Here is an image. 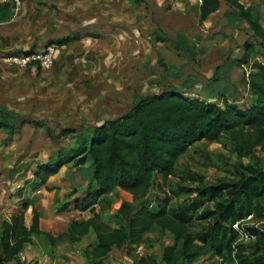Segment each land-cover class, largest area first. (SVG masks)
I'll use <instances>...</instances> for the list:
<instances>
[{
  "label": "rangeland",
  "instance_id": "rangeland-1",
  "mask_svg": "<svg viewBox=\"0 0 264 264\" xmlns=\"http://www.w3.org/2000/svg\"><path fill=\"white\" fill-rule=\"evenodd\" d=\"M19 1L18 7L14 0L0 1V119L14 125L11 132L0 129V230L11 211L25 203L33 207L45 202L48 213L31 212V224L35 218L37 228L40 218L49 223V217L58 214L59 228L52 231L54 235L49 233L58 241L64 237L66 230L61 228L67 222L92 215L90 209L77 210L73 205L86 189L88 164L79 167L75 160L63 164L35 188L33 173L39 165L55 160L60 148L72 146L64 130L80 133L88 125L119 117L139 98L161 91L165 85L183 87L191 82L190 78L166 79L161 63L167 71L202 66L195 58L208 41L218 43L223 51L228 48L226 53L237 60L248 54L247 61L230 70L239 95L236 100L229 97V102L241 109L259 102V96L249 89L247 75L254 71L253 60L264 63V41L250 29L239 7L228 0H220L223 6L228 2L208 21L199 16L202 0ZM244 1L245 5L250 2L252 15L264 23L261 3L253 6L254 0ZM47 45L55 50L49 68L11 60L14 55L43 50ZM198 58L203 56L198 54ZM209 69L205 70L208 74ZM191 92L203 96L198 87ZM210 101L222 103L216 96ZM35 121L40 126L34 125ZM248 163L264 169V125L239 124L223 131L218 141H196L177 158L171 175L154 174L144 201L154 206L156 197H169L170 210L179 202L198 203L199 210L186 225V233L192 237L205 222L198 215L214 206V199L201 195L199 188L234 182ZM132 197L130 192L115 189L105 194L94 210L101 212L105 224L115 227V210L123 201H133ZM173 242V233L155 226L137 243L114 245L104 264H140V257L146 264H163L166 246ZM95 243L91 231L80 241L67 243L65 249L72 252L73 264H81L77 262L81 256L78 248L84 260L90 259L85 253L89 244ZM190 243L186 252H181L182 240L176 252H167L173 255L172 264H237L229 256L219 262L222 256L210 252L205 244Z\"/></svg>",
  "mask_w": 264,
  "mask_h": 264
},
{
  "label": "trees",
  "instance_id": "trees-1",
  "mask_svg": "<svg viewBox=\"0 0 264 264\" xmlns=\"http://www.w3.org/2000/svg\"><path fill=\"white\" fill-rule=\"evenodd\" d=\"M228 1L239 7L250 29L264 41V29L252 15V8H244L235 0ZM218 6V0H202L198 6L200 19L204 20ZM29 52L32 51L24 53ZM247 58L248 54L240 60L227 54L216 66L213 76L199 88L203 96L191 94L193 81L183 87L165 85L161 91L139 98L126 113L115 119L88 125L80 133L64 130L65 135H70L72 146L60 148L55 160L39 165L32 182L34 188L45 183L59 166L73 160L79 167L88 164L90 175L86 189L73 205L77 210L90 209L92 215L84 220L70 221L62 239L78 242L94 232L96 243L89 244V252L85 254L91 264H102L114 245L137 243L146 232L158 226L173 233L174 237L173 244L166 246L162 255L163 264H172L170 253L178 250L180 240L182 253L189 250L190 242L194 240L208 246V250L217 256L234 258L237 264H264V169L260 164L243 166L234 182L205 184L199 188L201 195L214 199V206L198 215L205 222L192 237L186 233V225L199 210L198 203L183 201L170 210L169 197H156L154 206L151 201H144L153 185L154 174L171 175L177 158L196 141L202 138L218 141L223 131L239 124L264 125V63L253 60L254 71L247 75L249 89L259 96V102L244 109L229 102V97L236 100L239 95L238 87L230 78V70ZM161 65L166 68L165 64ZM215 96L222 103L210 101ZM33 124L40 126L37 121ZM13 128L8 120L0 119L1 130L11 132ZM115 189L130 192L133 201H123L115 210L116 226L113 227L102 221L101 212H96L94 205ZM26 207L27 204L20 212L13 213L9 221L2 222L0 264L16 257L31 240L32 233L37 232L35 218L29 228L25 225ZM65 207L67 205H63ZM249 214L252 219L246 229L254 239L244 242L238 240L232 225ZM49 236L52 242L58 241ZM139 263L146 264L145 258L140 257Z\"/></svg>",
  "mask_w": 264,
  "mask_h": 264
},
{
  "label": "crops",
  "instance_id": "crops-1",
  "mask_svg": "<svg viewBox=\"0 0 264 264\" xmlns=\"http://www.w3.org/2000/svg\"><path fill=\"white\" fill-rule=\"evenodd\" d=\"M219 1V6L218 8L210 13L203 21H208L213 15H216L217 13H220L222 7H225L223 4H221V1ZM244 0H240V3L244 5V8H248L250 4L249 1H247V4H244ZM264 0H254L253 6L257 5L254 3H261L262 8L264 9ZM228 5H231L228 3ZM229 7V6H228ZM207 23V22H206ZM259 23L261 27L264 29V23H262L261 20H259ZM165 31H168L166 28H164ZM171 37V36H170ZM181 48L185 49L184 47L181 46ZM188 49V48H187ZM186 50V49H185ZM228 48L225 49V51L221 50V46H218V43L208 41L204 47L199 48L197 50V62L199 61L202 62V66H194L193 70L190 68L192 67H183V68H177L174 70H168V68H164L162 65H160L163 69L164 75L166 79H186L190 78V81H193L194 85L193 87H198L200 88L203 86L209 78H211L214 74L216 66L222 61V59L226 56ZM192 53V51H191ZM198 54L200 56H203V58H198ZM210 66V67H208ZM237 65H234V67ZM210 68V69H209ZM209 69V74L206 73L205 70ZM193 71L192 74H184V71ZM189 76V77H188ZM164 77V78H165ZM182 80V81H183ZM22 192L20 191L19 197H22ZM45 202L39 201L37 204H35L33 207H31L30 203H25L27 204V207L24 212V222L25 225L29 228L31 226V212L36 209L37 211H41L43 215L48 213L47 209L45 208ZM44 204V205H43ZM17 208V207H16ZM22 208L12 210L10 213V217L7 220L4 221H9L11 218V215L15 212H20ZM58 214L55 215V217H49V223H45L44 218H40L38 222V228L37 232L32 233L31 235V240L27 243H25L24 247L19 251L16 257L10 259L9 261L6 262V264H73V259L71 256V253L69 254L68 250L65 249V245L69 243L70 241L67 239H62L59 241H54L50 239V236L48 235L52 233V231H57L58 230V221H57ZM89 218V217H87ZM86 218V219H87ZM77 221H80L78 219H75ZM68 222L66 225L61 228L62 231H65L67 228ZM71 243V242H70ZM66 250V251H65ZM81 248H78V252L80 253L81 256L78 259L77 262L81 264H91L90 259H85L84 260V254L82 251H80ZM69 255V256H67ZM105 261H102V264H104Z\"/></svg>",
  "mask_w": 264,
  "mask_h": 264
},
{
  "label": "built area",
  "instance_id": "built-area-1",
  "mask_svg": "<svg viewBox=\"0 0 264 264\" xmlns=\"http://www.w3.org/2000/svg\"><path fill=\"white\" fill-rule=\"evenodd\" d=\"M5 1V0H0ZM16 6L20 4L19 0H14ZM54 46L47 45L43 50H35L29 53L20 54L18 56H12L11 60L21 65L31 64V63H38L43 68H49L52 66L53 57H54ZM252 219V214H249L246 218L236 221L233 223L232 228L236 230L238 240L248 242L254 239L253 235H250L246 229V225ZM219 262H223L224 258L219 257Z\"/></svg>",
  "mask_w": 264,
  "mask_h": 264
}]
</instances>
